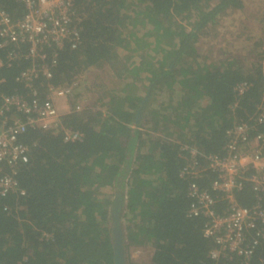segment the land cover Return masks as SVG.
<instances>
[{"label":"trees","instance_id":"1","mask_svg":"<svg viewBox=\"0 0 264 264\" xmlns=\"http://www.w3.org/2000/svg\"><path fill=\"white\" fill-rule=\"evenodd\" d=\"M72 1L79 43L59 52L50 83L68 85L85 70L107 67L114 87L62 116L79 141L39 130L20 137L28 162L4 172L24 196L0 198V264H113L115 235L125 264H264V241L248 260H211L206 219L187 214L190 184L209 191L216 178L205 157L222 156L227 130L247 122L264 133V121L253 123L264 106V24L260 51L214 61L196 48L199 38L243 12L246 0ZM0 8L13 20L23 13L16 0H0ZM25 65L0 67V94H24L14 78ZM84 86L92 85L81 80L74 100ZM191 149L201 172L179 177ZM235 200L258 204L247 183ZM223 208L217 199L215 211Z\"/></svg>","mask_w":264,"mask_h":264},{"label":"built area","instance_id":"2","mask_svg":"<svg viewBox=\"0 0 264 264\" xmlns=\"http://www.w3.org/2000/svg\"><path fill=\"white\" fill-rule=\"evenodd\" d=\"M16 1L23 7L17 20L0 8V49L5 50V61L0 60V67L26 61L14 78L24 94H0V198L24 196L16 179L4 172V167L28 162L29 149L20 137L29 130H39L59 133L63 143L79 141L81 135L64 127L61 118L86 108L80 99L74 100L82 78L63 86L50 83L59 52L65 47L74 49L79 43L73 1ZM245 88L242 84L236 90L242 93ZM254 116V124L264 121L262 103ZM253 126L247 122L234 124L226 132L222 156L205 157L207 169L216 175L209 191L200 190L194 183L188 189L192 202L187 214L206 219L203 235L214 244L208 252L211 260L220 256L248 260L264 241V206L260 205L264 199V133ZM189 155L190 162L179 177L191 178L201 172L197 164L199 153L191 149ZM246 183L258 202L250 208L239 206L235 200V194ZM217 199L224 202L219 213L215 211Z\"/></svg>","mask_w":264,"mask_h":264},{"label":"rangeland","instance_id":"3","mask_svg":"<svg viewBox=\"0 0 264 264\" xmlns=\"http://www.w3.org/2000/svg\"><path fill=\"white\" fill-rule=\"evenodd\" d=\"M246 2L243 12L226 15L217 21L216 25L204 30V36L202 35L196 44L202 56L216 61V56L226 52L245 57L244 55L251 49H256L255 52L261 50V44L257 42L262 35L259 28L262 29L264 24V0H246ZM78 78H82L84 85H92L91 89L89 86H84L89 90L83 94L82 99L80 98L83 104H88L92 96L97 97L100 92L114 87L107 67L85 70Z\"/></svg>","mask_w":264,"mask_h":264},{"label":"water","instance_id":"4","mask_svg":"<svg viewBox=\"0 0 264 264\" xmlns=\"http://www.w3.org/2000/svg\"><path fill=\"white\" fill-rule=\"evenodd\" d=\"M113 233L115 234V230H113ZM112 248H113V264H125L123 257V248L119 235H115Z\"/></svg>","mask_w":264,"mask_h":264}]
</instances>
